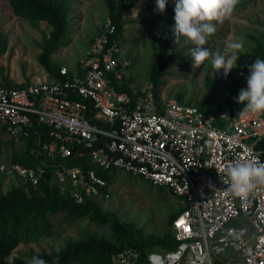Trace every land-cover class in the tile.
I'll list each match as a JSON object with an SVG mask.
<instances>
[{
    "label": "built area",
    "instance_id": "1",
    "mask_svg": "<svg viewBox=\"0 0 264 264\" xmlns=\"http://www.w3.org/2000/svg\"><path fill=\"white\" fill-rule=\"evenodd\" d=\"M110 17L84 58L52 81L0 85V131L32 139L36 167L0 160V175L33 186L48 177L77 204L109 200L108 175L130 174L168 188L184 204L172 222L176 246L147 264H264V185L247 200L225 191L236 161L264 162V113L206 114L150 85L123 91L129 61ZM127 248L113 264H141Z\"/></svg>",
    "mask_w": 264,
    "mask_h": 264
},
{
    "label": "rangeland",
    "instance_id": "2",
    "mask_svg": "<svg viewBox=\"0 0 264 264\" xmlns=\"http://www.w3.org/2000/svg\"><path fill=\"white\" fill-rule=\"evenodd\" d=\"M62 1L66 30L56 41V28L49 20L24 18L16 13L11 0H0V85L52 81L53 74L42 61L52 44L47 62L54 73L60 66H73L84 58L110 14L109 6L104 0ZM174 8L175 0H166L165 11L159 13L157 0H138L123 14V56L131 65L126 72L128 89L140 91L151 85L159 99H176L211 113L238 110L242 105L236 98L247 87L249 67L260 58L255 49L264 46V0H240L230 18L213 22L215 33L203 45L211 52L223 53L229 39L243 38L241 55L227 78L223 70L214 73L210 60L198 69L192 68L190 49L196 45L186 43L183 37L174 43ZM159 58L166 66L156 87L152 72ZM25 144L0 131V160L22 165L17 159L24 155ZM49 188L54 190V185ZM14 189H23L37 199L46 196L44 188L32 189L21 179L0 175V194L6 196ZM112 192L109 200H93L94 207L85 212L59 210L36 215L31 219V230L37 219L41 236L21 240L0 262L27 264L33 257L46 261L90 241L117 245L120 236L116 225L130 227L151 242L174 237L171 223L185 204L168 188L119 173L113 178ZM85 257L78 264H110L108 256L99 250L91 249Z\"/></svg>",
    "mask_w": 264,
    "mask_h": 264
},
{
    "label": "trees",
    "instance_id": "3",
    "mask_svg": "<svg viewBox=\"0 0 264 264\" xmlns=\"http://www.w3.org/2000/svg\"><path fill=\"white\" fill-rule=\"evenodd\" d=\"M104 1L107 3L110 9V14L108 17L111 18L117 29L114 37L115 39L121 40L123 46L121 37L123 29V14L128 8L133 7L138 0ZM11 2L16 13L24 18L33 20H49L56 28V41L64 35L66 26L64 17L62 16V12L64 10V3L62 0H11ZM171 34L173 35L172 31ZM167 40H169V38ZM52 49L53 44L49 45V47L46 49L42 56V61L47 66L48 70L53 74V77H57L59 76L58 69L54 73L47 62V59L51 55ZM255 53L256 55L260 56L261 59H264V46L258 45L255 49ZM165 66L166 64L162 62V58H159L153 66L152 80L156 84V87L160 83L159 79ZM4 86L17 87L19 85ZM121 90L132 92L128 89L127 84L122 86ZM154 94L157 97V89H154ZM242 108L243 105L238 110H234L229 113H237L241 111ZM204 112L206 114H211V112ZM215 112L218 113L220 111H213L212 113ZM25 143V153L23 156H18L17 161L21 162L25 167H36L38 165V161L31 154V150L35 144L33 143L32 139L25 141ZM106 178H108L110 183L113 182L112 175H108ZM27 185L32 189L44 188L46 193L45 198L37 199V197H29L23 189H14L6 196L0 194V259L5 258L21 240H29L31 236L32 238H39L41 236V229L37 219L33 223L34 230H31V219L36 215L54 213L59 210L85 212L94 207L93 203L95 201H93V199H86L85 203L77 204L69 197V195L63 194L56 185H54V190H51L49 186L52 185V183L48 177L43 179L42 182L37 186H33L29 183H27ZM115 230L120 236V243L117 245L114 244L109 246L96 243L95 241H90L89 244L86 243L75 248L72 247L68 250V252L55 258L47 259L46 262L47 264H78L80 259L86 258V254H88L91 249H95L107 255L110 264H113V255L118 254L127 248H133L141 252L140 263L147 264V254L149 252L157 249H171L177 244L175 234L174 237L169 240L151 242L139 237L138 233L130 227L116 225ZM0 264L2 263L0 262Z\"/></svg>",
    "mask_w": 264,
    "mask_h": 264
},
{
    "label": "clouds",
    "instance_id": "4",
    "mask_svg": "<svg viewBox=\"0 0 264 264\" xmlns=\"http://www.w3.org/2000/svg\"><path fill=\"white\" fill-rule=\"evenodd\" d=\"M240 0H175L174 26L171 31L174 43L181 37L186 43L196 47L190 49L192 68L198 69L210 60L214 73L223 70L224 78L236 67L243 49V38L229 39L223 53L211 52L203 47L207 38L215 33L214 21L222 23L234 13ZM166 0H157V10L163 13ZM246 89H242L236 98L243 105L240 115L264 113V59L257 58L249 67ZM225 191L241 200H247L258 185H264V162L250 159L236 161L227 169V179L222 180ZM27 264H47L39 257H33Z\"/></svg>",
    "mask_w": 264,
    "mask_h": 264
}]
</instances>
